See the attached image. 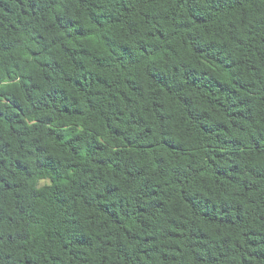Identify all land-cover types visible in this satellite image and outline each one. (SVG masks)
<instances>
[{"label":"trees","instance_id":"trees-1","mask_svg":"<svg viewBox=\"0 0 264 264\" xmlns=\"http://www.w3.org/2000/svg\"><path fill=\"white\" fill-rule=\"evenodd\" d=\"M0 264H264V0H0Z\"/></svg>","mask_w":264,"mask_h":264}]
</instances>
